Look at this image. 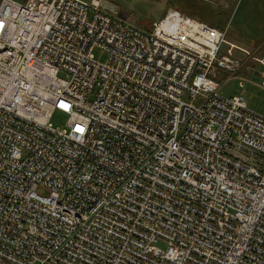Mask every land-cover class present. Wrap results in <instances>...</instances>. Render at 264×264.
I'll use <instances>...</instances> for the list:
<instances>
[{
	"label": "built area",
	"instance_id": "built-area-1",
	"mask_svg": "<svg viewBox=\"0 0 264 264\" xmlns=\"http://www.w3.org/2000/svg\"><path fill=\"white\" fill-rule=\"evenodd\" d=\"M226 36L0 0V264H264V117L218 94L264 53Z\"/></svg>",
	"mask_w": 264,
	"mask_h": 264
},
{
	"label": "rangeland",
	"instance_id": "rangeland-1",
	"mask_svg": "<svg viewBox=\"0 0 264 264\" xmlns=\"http://www.w3.org/2000/svg\"><path fill=\"white\" fill-rule=\"evenodd\" d=\"M110 2L118 13L135 27L146 29L147 26L158 22L167 9L177 8L180 12L183 4L168 5L167 0H106ZM212 9L220 13L209 21L219 25L222 21L221 13L228 17L226 40L244 49H254L257 54L264 53V0H202ZM228 5V8L224 7ZM219 5V6H218ZM221 8V9H220ZM223 26V24H222ZM256 49V50H255ZM96 58L103 60V56L95 53ZM257 69V68H256ZM249 78L250 81H247ZM260 79L257 74L247 70L239 72L238 77H229L218 94L224 98L242 96L248 110L264 117V89L258 86ZM239 83H242L240 87ZM68 117L58 111L52 113L50 124L53 129L66 128ZM155 246L165 248L163 242Z\"/></svg>",
	"mask_w": 264,
	"mask_h": 264
},
{
	"label": "trees",
	"instance_id": "trees-1",
	"mask_svg": "<svg viewBox=\"0 0 264 264\" xmlns=\"http://www.w3.org/2000/svg\"><path fill=\"white\" fill-rule=\"evenodd\" d=\"M205 1V0H204ZM168 5H175V3L179 4V6L181 4H183V9L182 12H180L179 10H177V8L175 7H171L172 9H175L177 11H179L180 13H182L183 15H186L188 17L191 18H195L201 22H204L206 24H209L212 27H215L217 29L220 30H224L227 25L225 26V24H228V17L224 16V13H221V18L222 21L219 25H214L212 21L213 18H215V16H219L220 13H217L216 10L212 9V7L206 3H204L202 0H167ZM206 2V1H205ZM219 6V5H218ZM221 9V8H220ZM211 20V21H209ZM223 24V26H222ZM151 27V25L147 26L146 29H149Z\"/></svg>",
	"mask_w": 264,
	"mask_h": 264
},
{
	"label": "bare ground",
	"instance_id": "bare-ground-1",
	"mask_svg": "<svg viewBox=\"0 0 264 264\" xmlns=\"http://www.w3.org/2000/svg\"><path fill=\"white\" fill-rule=\"evenodd\" d=\"M15 1L20 2V3H24V2H25V0H15ZM226 28H227V27H226ZM226 28H225V29H226ZM7 61H8V62H5L7 66H9V67H15V66H16L15 64L12 63L11 56H9V57L7 58ZM35 89H36L35 86H33V87H32V90H33V92L35 93V96H37L38 94L36 95L37 92H36ZM241 97H242V96H241ZM242 98H243V97H242ZM243 101H244V104H245V100H244V98H243ZM245 108L247 109L246 104H245ZM55 111H57V110H54L53 112H55ZM53 112H52V113H53ZM58 112H59V111H58ZM60 113H61V112H60ZM51 115H52V114H51ZM64 115H65V114H64Z\"/></svg>",
	"mask_w": 264,
	"mask_h": 264
},
{
	"label": "crops",
	"instance_id": "crops-1",
	"mask_svg": "<svg viewBox=\"0 0 264 264\" xmlns=\"http://www.w3.org/2000/svg\"><path fill=\"white\" fill-rule=\"evenodd\" d=\"M224 6H227L226 8H228V5L227 4H224Z\"/></svg>",
	"mask_w": 264,
	"mask_h": 264
}]
</instances>
